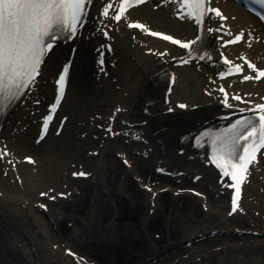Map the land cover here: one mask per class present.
I'll use <instances>...</instances> for the list:
<instances>
[{
  "label": "bare ground",
  "instance_id": "6f19581e",
  "mask_svg": "<svg viewBox=\"0 0 264 264\" xmlns=\"http://www.w3.org/2000/svg\"><path fill=\"white\" fill-rule=\"evenodd\" d=\"M103 1H94L90 24L80 38L58 43L51 50L31 92L2 124L0 146L7 144L8 157L0 159V264H76L64 250L77 237L97 244L102 237L114 236L120 214L114 193L130 195L127 186L132 185L141 187L144 197L138 228H146L155 217L165 190L173 200L188 196L205 206L199 212L193 206L190 213L181 208L176 213L181 236L168 237L161 245L152 242L142 264H264V183L259 180L264 178V157L260 165H254V180L246 187L240 208L229 215L227 194L215 182V172L205 156L181 143L185 133L226 122L227 114L259 103L264 97V78L242 82L243 77H230L219 83L217 68L209 63L175 67L173 59L180 53L176 48L127 26L138 21L149 29L184 39L200 36L197 24L175 15L178 6L170 0L143 3L119 23L98 14ZM211 3L225 11L232 31L245 34L240 44L224 50L232 58L249 56L264 67V30L259 22L230 0ZM209 20L210 26L217 23L215 17ZM99 24L111 25L109 40L114 50L107 62L113 65L106 67L107 77L98 74L92 63L91 49L103 41L95 30ZM202 34L208 43H218L215 37L220 35L215 32ZM72 46L76 50L61 109L67 119L59 134L36 144L38 118L53 94V78L69 58ZM147 49L168 50L162 58L164 67L175 74L171 92H165L164 80L161 85L153 83L159 66L157 56ZM218 83L232 91L240 90L250 103L224 108L215 92ZM38 99L42 103L45 100L44 105H33ZM179 103L186 107L178 108ZM116 107L121 110L116 112L109 132L104 128L111 125L109 117ZM98 124L103 127L99 129ZM116 130L119 133L111 137ZM93 150H97L96 155L89 154ZM26 156H32L34 163L24 161ZM122 158L128 159L127 165ZM7 159L15 162V169ZM157 167L172 175L157 174ZM78 170L89 172L88 177H73ZM197 173L201 178L193 181ZM144 185L152 186V190L146 191ZM80 195L86 197L82 213L67 207L80 205L75 200ZM106 200L111 201L113 212L102 220L101 207ZM42 204H46L45 209ZM178 207L173 205L172 211ZM62 219L67 220L64 230L58 224ZM76 256L82 264H90L86 255L76 252Z\"/></svg>",
  "mask_w": 264,
  "mask_h": 264
},
{
  "label": "snow or ice",
  "instance_id": "6c2138e0",
  "mask_svg": "<svg viewBox=\"0 0 264 264\" xmlns=\"http://www.w3.org/2000/svg\"><path fill=\"white\" fill-rule=\"evenodd\" d=\"M170 2L178 6L179 18L192 20L198 26L203 24L204 18L209 13H214L221 20L227 19L219 9L209 6V0H170ZM91 3L92 0H0V112H3L10 102L19 99L26 89L31 88L36 83V78L40 75L41 65L55 43L62 38L72 39L77 35L78 30L83 26L88 14L87 9ZM143 3L145 0H110L102 8L100 15L119 23L126 17L128 9ZM255 3L264 6V0H255ZM110 10H114V14L110 15ZM260 19L264 20V15H261ZM127 26L140 29L147 34L161 37L181 48L188 49V58H180L178 60L180 64L190 62L193 58L192 46L200 40V37L197 36L196 40L181 42L170 35L151 31L148 26L139 22H130ZM223 27L221 25L219 29L207 30L220 31ZM103 35L108 37V32L104 31ZM227 35L231 36L232 34L229 32ZM244 35V32H240L232 39L224 41V45L238 43L244 38ZM248 35L251 37V33ZM166 54V52L156 53L160 56ZM199 58L205 59L206 56ZM239 59L243 60L248 69L255 73V76L244 75L242 82L264 78V69H258L244 56L239 57ZM100 63H103L102 56ZM223 64L227 67V72L219 73L221 79L228 75L243 72L241 64H233L226 57L223 59ZM68 67V65L64 66L63 71L60 72L55 81L57 85L55 103L50 105L49 115L43 118L44 127L41 139H43L52 119V113L63 97ZM218 90L224 95L222 101L224 106L232 108L233 105L228 103L229 94L224 87L220 86ZM231 98L243 103H250L243 101L238 93L232 95ZM261 99L264 100V97ZM179 107L184 108L186 105L181 104ZM237 111L242 115L228 126L218 131L208 130L196 138V144L200 147H203V138H208L207 143L211 149L208 160L219 170L221 183L224 184L223 178L225 177L233 181L230 185H224L235 189V194L232 197V210L229 215L237 211L240 187L246 181L249 166L256 162L257 153L264 149V102L253 104L248 108H238ZM244 113L248 114L243 115ZM107 131L111 132V126ZM7 155L6 149H0V159ZM25 159L34 163L30 157H25ZM73 175L85 176L86 173L81 171L73 173ZM42 195L46 194L42 193ZM40 207L45 206L40 205Z\"/></svg>",
  "mask_w": 264,
  "mask_h": 264
},
{
  "label": "rangeland",
  "instance_id": "374dc122",
  "mask_svg": "<svg viewBox=\"0 0 264 264\" xmlns=\"http://www.w3.org/2000/svg\"><path fill=\"white\" fill-rule=\"evenodd\" d=\"M127 187V190L131 192L130 195L123 192L119 195L114 193L117 201L115 207L120 209V214L117 216L119 219L115 221L114 236L102 238L97 244L80 237L70 242L72 247L86 255L89 260H94L99 264H141L144 258L149 256L152 242L161 245L168 237L178 238L181 236L182 226L176 216L178 215L176 213L181 212V208L185 209L186 212L188 211V213H190V208L193 206L198 212L200 210L199 204H196L192 198L184 197L180 200H173L171 194L166 193L160 198L159 209L155 217L152 218L146 228H138V217L144 209L143 193L141 188L134 185ZM75 200L76 204H81L75 207L67 205V207L75 208L82 213L81 207L86 202V197L84 195L78 196ZM111 204L110 200H106V203L102 204V220L108 218L113 212ZM173 205L179 206V210L172 211ZM172 216L174 218L170 219ZM58 224L62 230L66 228V220H61Z\"/></svg>",
  "mask_w": 264,
  "mask_h": 264
}]
</instances>
